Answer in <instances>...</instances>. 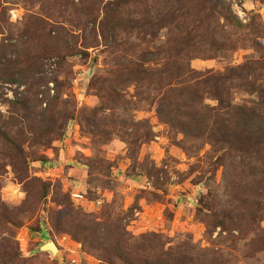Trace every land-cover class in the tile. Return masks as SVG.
Listing matches in <instances>:
<instances>
[{
    "label": "rangeland",
    "instance_id": "374dc122",
    "mask_svg": "<svg viewBox=\"0 0 264 264\" xmlns=\"http://www.w3.org/2000/svg\"><path fill=\"white\" fill-rule=\"evenodd\" d=\"M249 85L264 0H0V264H264Z\"/></svg>",
    "mask_w": 264,
    "mask_h": 264
},
{
    "label": "trees",
    "instance_id": "16d2710c",
    "mask_svg": "<svg viewBox=\"0 0 264 264\" xmlns=\"http://www.w3.org/2000/svg\"><path fill=\"white\" fill-rule=\"evenodd\" d=\"M252 65H253V63L248 62V64H246V66H244V71L251 73L252 69H253ZM219 81H221V80H219ZM249 86L251 88V93L257 94L258 97L261 100H263V98H264V86L263 85H261V86L260 85L259 86L249 85ZM216 92L217 93H215V96L219 97V100L223 103L225 100L224 99L225 98V96H224L225 91L224 90H222V91L217 90ZM263 106H264V101H263ZM252 114H254L256 116V118L258 119V122H259V129L255 132V135H257L259 138V142H260L259 146H262L263 142H261V141L264 138V123L262 121L263 112L260 111V114H256V113L252 112ZM20 259L21 258H19L18 260H20Z\"/></svg>",
    "mask_w": 264,
    "mask_h": 264
},
{
    "label": "water",
    "instance_id": "95a60500",
    "mask_svg": "<svg viewBox=\"0 0 264 264\" xmlns=\"http://www.w3.org/2000/svg\"><path fill=\"white\" fill-rule=\"evenodd\" d=\"M40 251H50L52 254L58 253V247L57 245L52 241L49 240L39 249Z\"/></svg>",
    "mask_w": 264,
    "mask_h": 264
}]
</instances>
